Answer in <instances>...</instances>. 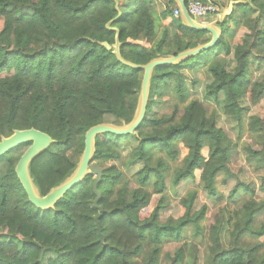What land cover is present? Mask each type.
Wrapping results in <instances>:
<instances>
[{
  "label": "trees",
  "instance_id": "1",
  "mask_svg": "<svg viewBox=\"0 0 264 264\" xmlns=\"http://www.w3.org/2000/svg\"><path fill=\"white\" fill-rule=\"evenodd\" d=\"M118 2L121 14L106 27L117 16L114 0H0V137L33 127L54 140L30 163L42 194L75 168L90 126L133 116L142 69L122 64L100 44L114 42L111 27L118 29L121 56L135 64L208 39L172 15V0L160 11L151 0ZM252 3L237 5L243 12L225 18L209 49L154 67L134 133L96 136V206L95 175L88 174L52 208H37L14 173L28 144L0 156V264H160L168 243L177 246L164 254L165 264H197L199 245L203 264H264V222L256 225L264 211L257 194H264V113L249 114L242 103L264 95V73L250 78L251 60H264V0ZM240 27L246 31L232 45ZM200 69L204 98L222 102L224 117L237 127L236 141L259 176L257 191L239 180L227 195L219 189L231 176L234 141L187 88L185 74ZM164 103L166 111L154 109ZM128 168H135L130 175ZM181 182L191 184L178 200L182 214L161 220L169 187ZM200 190L217 208L208 225L207 206L196 208Z\"/></svg>",
  "mask_w": 264,
  "mask_h": 264
},
{
  "label": "water",
  "instance_id": "2",
  "mask_svg": "<svg viewBox=\"0 0 264 264\" xmlns=\"http://www.w3.org/2000/svg\"><path fill=\"white\" fill-rule=\"evenodd\" d=\"M172 1L175 4V8L178 10L177 18L180 22L186 27L207 32L209 35L207 41L203 43L198 42L193 47L182 50L175 55H156L144 64H135L121 56L118 29L116 27H111L110 29L115 31L114 42L109 44L108 42L103 41L100 44L107 50H111L116 59L122 64L132 68L142 69V77L133 116L129 122L121 121V124L102 122L90 126L84 133L83 150L76 162L75 168L60 183L52 186L47 193L42 194L31 175L30 163L32 160L42 154L48 146L54 142L47 133L31 127L28 129H14L10 135L0 137V156L21 144H28L15 164L14 173L31 204L42 210L52 208L54 204L75 184L80 182L84 176L94 174L95 179L92 183V188L96 198L93 201V205L96 206L97 200L100 196V193L96 189V184L101 177L100 167L98 163L93 161L96 136L105 132L117 135L134 133L140 122L143 120L146 112L150 82L154 67L159 65L179 64L212 47L221 35L220 24L224 22L225 18L232 15L234 3L241 0H230L227 6H219L218 16L208 21L193 19L187 11L185 0ZM243 2H250V0H245ZM114 3L117 16L108 21L106 27L109 26L112 20L116 19L121 14L118 0H114Z\"/></svg>",
  "mask_w": 264,
  "mask_h": 264
},
{
  "label": "rangeland",
  "instance_id": "3",
  "mask_svg": "<svg viewBox=\"0 0 264 264\" xmlns=\"http://www.w3.org/2000/svg\"><path fill=\"white\" fill-rule=\"evenodd\" d=\"M230 25V24H229ZM231 27V25H230ZM244 32V28H242L240 31L237 32L235 37L233 38L232 45L240 44L242 34ZM251 80L257 79L261 77V75L264 73V60H251ZM205 73H203V70H198V73L194 76L192 73L185 74V80L187 82V88L191 91L192 95L195 98H198L201 102H203L204 106L206 107L207 111H214L216 115L217 120V126L220 127L233 141V152L232 156L229 160L228 166L231 172V176L229 179H227L226 184L220 185L219 189L221 193L224 195H227L229 189L234 184L235 181H241L246 184H250L256 191L257 187L259 185V176L253 172V170L247 165L245 161V154L242 151L238 141H236V135H237V127L235 123L224 117L223 110H222V102H213L210 99L204 98V86L206 83V77ZM193 78L198 79L197 85L192 86L191 80ZM243 105L248 108L249 114L252 115H258L261 116L264 113V95H262L254 104H251L250 101L247 98H243ZM166 103L164 104H158L154 106V109H159L162 111H166L164 108L166 107ZM242 139L248 143L252 144L248 134L246 131L242 132ZM185 152V151H184ZM113 162H107V164H111ZM116 163V162H115ZM2 164H0L1 167ZM120 166V165H119ZM121 167V166H120ZM135 168H128L124 169L125 172L130 175V173ZM191 187V184L189 182H181L177 187L172 188L171 186L168 189L169 193V205L168 207L162 212L161 214V220H165L166 217L171 216L173 219L179 217L182 214V209L178 204L179 198ZM257 194L259 197H264L263 193H260L257 191ZM202 204H205L207 206L206 216L207 220L205 221V224L208 225L210 222L213 221V216L217 212V208L214 206V200L206 195V193L203 190H200L198 192L197 197V203L196 208L201 207ZM264 222V211L260 213L257 216L256 225L260 222ZM4 230H0V234H4ZM177 246L174 243H168L162 252L161 261L160 264H165L166 259L164 258V254L166 252H171L173 248ZM203 257H204V246L199 245L198 246V261L197 264H203Z\"/></svg>",
  "mask_w": 264,
  "mask_h": 264
},
{
  "label": "built area",
  "instance_id": "4",
  "mask_svg": "<svg viewBox=\"0 0 264 264\" xmlns=\"http://www.w3.org/2000/svg\"><path fill=\"white\" fill-rule=\"evenodd\" d=\"M186 8L189 15L199 21H208L216 18L219 12V7L216 3L202 0H188L186 2ZM174 17L178 16V10L175 8L172 11Z\"/></svg>",
  "mask_w": 264,
  "mask_h": 264
},
{
  "label": "crops",
  "instance_id": "5",
  "mask_svg": "<svg viewBox=\"0 0 264 264\" xmlns=\"http://www.w3.org/2000/svg\"><path fill=\"white\" fill-rule=\"evenodd\" d=\"M151 1L153 2V5L156 8V10L160 11V10H162L164 8V6H165V4L167 3L168 0H151ZM229 1L230 0H215V3L218 5V7L219 6H227L228 3H229ZM243 1H245V0H241L239 2L234 3L233 9H232L233 10L232 15L235 14L236 16H239L243 12V9L242 8H238V6H237L239 3H241V4H248V5L251 4L252 7L254 6V4L252 3V0H250L251 3L250 2H245L244 3ZM230 25H231V27H233V25H232L231 22H230ZM241 29H242V27H240V29H238V31H240ZM245 31L246 30L244 28V32Z\"/></svg>",
  "mask_w": 264,
  "mask_h": 264
},
{
  "label": "bare ground",
  "instance_id": "6",
  "mask_svg": "<svg viewBox=\"0 0 264 264\" xmlns=\"http://www.w3.org/2000/svg\"><path fill=\"white\" fill-rule=\"evenodd\" d=\"M218 13H219V12H218ZM218 13H217L216 17L218 16Z\"/></svg>",
  "mask_w": 264,
  "mask_h": 264
}]
</instances>
